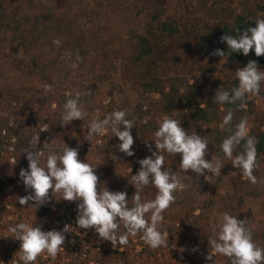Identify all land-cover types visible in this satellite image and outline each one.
<instances>
[{
    "label": "trees",
    "instance_id": "1",
    "mask_svg": "<svg viewBox=\"0 0 264 264\" xmlns=\"http://www.w3.org/2000/svg\"><path fill=\"white\" fill-rule=\"evenodd\" d=\"M9 1L17 5L9 6L7 0H0V51L7 46L12 55L10 60L0 59V199L7 198L8 204L17 208L19 217L15 225L29 222L27 209L32 204L30 201L28 205L21 206L17 202L18 197L12 194L20 179L16 163L28 169L25 152H43L45 158L43 162L40 158V162L41 166H45L48 154H62L63 149L46 147L43 126L48 125L56 132H65L71 127L70 123L61 125L62 119L58 113L50 119H43L41 114L35 112L25 121H20L24 120L23 113L35 101H52L50 91L45 90L41 81L47 76H54L82 87L84 94L79 98V106L89 121L94 118L91 113L96 110L103 115L119 110L112 102L104 103L108 93L94 81L89 60L92 53L98 52L120 60L124 75L138 82L142 89V102L126 111V118L135 121L131 133L138 138V149H132L134 155L124 161L126 167L132 170L131 175L138 172V161L151 155L144 148L147 139L158 127L157 121L150 117L152 113L181 121V127L189 134L195 131L208 141V151L214 157H219L224 171L236 178L223 197L221 213L227 212L244 220L245 227L252 232L253 242L264 248V229H260L264 216L254 217L251 212L244 211L246 197L261 194L260 171L256 168L253 172L258 181L256 184L242 180L241 171L225 161L226 157L220 149L223 139L229 135L228 130L221 129L220 125L227 110L232 109L233 130L242 118L247 121L253 118L249 135L258 141L257 156L264 154V109L261 107L264 105V82L261 83L259 95H246L243 101L235 104L213 102L219 88L231 92L233 87L238 86V68L246 67L249 61H256L258 66H262L264 56L257 57L254 50L248 56L233 52L220 65L221 57L212 55L216 49L226 54L229 52L226 42H221L223 35H242L245 29L256 27L255 19L264 18V0H239L244 9H250L255 14L250 21L245 11L239 12L234 7L238 0H179L185 8L181 18L167 17L166 0H93L94 11L90 10L85 0ZM24 3L34 12L33 15L25 12ZM235 29L238 31L235 32ZM54 40L60 41L59 47L53 43ZM20 50L26 61L19 57ZM65 53L70 55L65 56ZM184 53L203 58L206 64L184 63L180 60ZM77 54L81 58L79 61ZM73 63L78 67L72 68ZM205 68L212 74L210 87L192 83L198 72L206 76ZM216 72L221 76L218 77ZM104 78L111 81L114 88L121 90L109 71ZM147 94H157L159 98L150 99ZM55 100L60 109L67 99ZM83 121L76 120L77 138L69 146L78 151L88 136V126L84 127ZM203 124L207 126L203 128ZM36 135L40 136L37 147L31 144ZM106 137L110 145L120 143L110 129ZM243 143L237 147L236 153L243 150ZM164 156L165 169L184 174L180 168V155L164 153ZM80 160L96 168L98 191L106 187L111 192H126L131 206L134 186L128 184L122 189L119 184L107 180L109 176L118 178L120 164L97 161L92 155ZM186 173L193 176L200 195L206 192L216 194L223 180L220 174L205 173L209 176L206 180L191 170ZM150 186L144 187L142 196ZM17 191L22 197L32 194L31 189L26 191L24 184ZM175 196V203L163 213L164 221L159 225L161 231L166 230L169 234L168 247L151 249L139 234L130 236L126 246L113 247L110 241L99 238L94 229L78 228L76 217L79 203L64 204L56 194L52 196L50 190L49 202L36 208L39 221L34 227L39 226L45 232L61 231L67 224L72 229L70 233H65L63 250L55 260L43 253L34 264H197L191 257L180 260L179 245L186 241L194 249L202 244L205 250L212 251L208 239L214 238L215 226L209 215L197 214L194 207H186L192 198L190 190L177 192ZM10 213L5 205L0 204V222ZM146 218L150 219V215ZM215 229L218 233L219 228ZM21 255L20 241L13 236L0 235V264H23Z\"/></svg>",
    "mask_w": 264,
    "mask_h": 264
},
{
    "label": "clouds",
    "instance_id": "2",
    "mask_svg": "<svg viewBox=\"0 0 264 264\" xmlns=\"http://www.w3.org/2000/svg\"><path fill=\"white\" fill-rule=\"evenodd\" d=\"M256 27L247 28L242 35H228L221 37V42H226L229 52L216 49L212 55L219 56L223 60L233 52H241L248 56L254 50L257 57L264 56V18L255 19ZM235 32L238 29L234 30ZM58 47L59 40H54ZM70 55L65 53V56ZM77 61L81 58L77 54ZM77 68L78 64H71ZM239 81L237 87L231 92L219 88L216 90L213 102L217 104H235L243 101L246 95H259L261 83L264 82V71L259 70L256 61H249L246 67L236 70ZM51 85H44L46 91H51ZM90 94V93H85ZM72 97L64 104L62 115V126L74 120H84L86 113L79 106L81 93H65ZM108 103V101H105ZM243 107V103L240 105ZM55 107V105L53 106ZM233 110L228 109L223 117L221 129H227V135L220 149L223 155L230 159L234 168L239 169L242 178H246L252 184H256L257 178L253 174L254 169L259 167L257 162L256 144L257 139L249 135L248 121L242 118L238 124L232 126ZM127 113L123 110H115L104 119L99 118L98 112L88 123V136L86 140L91 142L93 136H104L110 129L113 136L118 137L119 151L128 157L134 152L132 147L134 139L131 129L135 121L126 118ZM123 128V130H121ZM48 126L42 129L47 131ZM152 140L156 151H152L148 145L151 155L139 160L140 168L135 175H131L129 183L134 186L135 193L131 197V206L126 192H111L106 187L99 188V177L91 164L82 162L78 158V150L64 144L62 154L55 152L48 154L45 166H41L40 157L43 152H25L28 160V169H21L19 177L26 191L31 189L32 194L17 199L21 206L32 202L31 208H38L49 202V191L52 196L60 195V199L68 202L82 201L77 205L76 225L80 229H94L99 238L110 241L113 247L126 246L129 237L138 234L140 238L151 249L168 247V232L161 231L159 225L164 221L163 213L175 203V193L183 192L187 185L179 178L178 174L171 169L164 168V153L180 154V168L184 172L191 170L197 176L205 173L213 175L221 174L223 165L219 157L211 162L206 160L208 152V141L196 132L189 134L181 127V121L165 115L160 122L158 130L154 133ZM40 136H33L31 144L37 147ZM243 143V150L236 153V149ZM234 153H236L234 155ZM131 171V169H130ZM152 185L157 190L155 198L142 199L144 187ZM150 215V219L146 216ZM125 231L121 232V227ZM72 227L65 224L63 230L42 231L39 226L33 224L19 223L10 227L8 231L13 238L20 241V259L23 264H34L37 258L47 253L53 260L63 250L65 244V233H70ZM214 238L208 239L212 247V254L206 259L212 261L214 254H221L231 259V264H264V248L257 246L252 239V232L245 227V221L240 220L227 212L222 214V222L219 232ZM214 264H216L214 260Z\"/></svg>",
    "mask_w": 264,
    "mask_h": 264
},
{
    "label": "rangeland",
    "instance_id": "3",
    "mask_svg": "<svg viewBox=\"0 0 264 264\" xmlns=\"http://www.w3.org/2000/svg\"><path fill=\"white\" fill-rule=\"evenodd\" d=\"M90 8L91 11L95 10V4L93 0H85ZM7 4L9 6H16V3H12L11 1L7 0ZM24 3L23 7L25 12L27 14L33 15L34 12H32L27 5ZM166 8H167V17H177L181 18L182 15L185 12L184 6L179 2V0H166ZM234 7L237 9V11L242 12L245 11L247 14L248 21L252 20L254 18V13L250 9H244V7L240 4L239 0L234 3ZM19 57L26 61V57L24 56V53L22 50L19 52ZM12 58V55L10 54L8 47H4L0 51V59L2 60H10ZM222 59V58H221ZM220 59V65H222L225 62V59L221 60ZM180 60L184 63L187 64H206V60L203 58H194L191 56V54L184 53L181 57ZM121 61L118 60L115 57L108 58L107 56H104L98 52L92 53V58L89 60V66L90 69L93 73V78L94 81L98 83L100 88L108 93L107 98L105 101H108V103H113L114 107L119 110H131L135 106L139 105L141 101V96H142V89L138 82L135 80H132L130 78H127L123 71L121 70ZM221 67V66H220ZM259 69H264V65L258 66ZM205 75L202 74V72H198L196 74V77L192 80V83H195L197 85H208L210 87V84L212 82V74L205 68ZM110 72L111 75L115 78L117 81L118 85L121 87V90H118L113 87V84L111 81L106 80L104 78V75L106 72ZM216 75L218 77L221 76V73L216 72ZM41 84L44 85H51V97L52 101L51 102H46L42 103L40 101H35V103L30 107L29 110H27L26 114L23 113L24 120L20 119V121H25V119L30 115L35 112L41 114L43 119H50L53 116L58 113L59 117L62 119V115L64 113V106L59 109L58 103L56 102L55 99L60 98V100H66L69 99L70 97L66 96L65 93H72L75 95V93L79 92L81 93L80 96H83L84 92L82 91V87L79 85L71 84L69 82H66L64 79L60 77H46L41 81ZM147 97L150 99H158L159 95L157 94H147ZM55 105V107H53ZM147 109V107H145ZM264 109V108H262ZM98 112L99 118L104 119L107 115H103L101 111L96 110L93 113V117L95 114ZM21 116V117H22ZM164 115L159 114V113H152V118H154L157 121L158 127L160 125V122L162 121ZM148 119V117H147ZM19 119H16L17 121ZM76 120L70 122L71 127L69 128L68 131H53L50 129L48 126L47 131H43L45 135V145L49 149H63L64 144L67 146L72 145L77 138V133H76ZM89 123L88 119H84L82 122L84 127H87ZM253 123V118H251L248 121V127L250 130V127ZM45 126V125H44ZM43 126V128H44ZM207 124H203V128H205ZM158 127L151 133V136L147 139L146 141V146L144 148V151L149 153V147L148 145H151L152 148L151 150L154 151L155 145L152 140L155 139L154 133L155 131L158 130ZM42 128V129H43ZM108 133V131H107ZM107 133L104 136H93L90 141H85L82 144V149L78 151V158L82 159L86 155H92L96 158L97 161H114L118 164H120L119 169H118V178L115 179L112 176H109L107 178L108 181H114L116 184H119L121 188L123 189L124 186L130 184L129 180L131 177V172L130 169L126 167L124 164L125 159L128 158L124 153L119 151L118 144L119 143H114L110 145L107 140ZM132 134V133H131ZM134 139V144L132 149L137 150L138 149V138L136 135H133ZM180 154H175V156H179ZM41 162H43L45 156H41ZM206 160L211 162L212 158L213 161H215L216 157H214L209 151L207 152L206 155ZM226 162L232 163L230 159L226 158ZM14 162V160H13ZM257 162L259 167H257L260 171V187H261V194L258 197H246L245 200V206H244V211L251 212L254 217L258 216H264V154L258 155L257 156ZM17 166L16 168L20 172V170L23 168V165L20 163H16ZM184 171V170H183ZM179 178L183 180V182L187 185L186 189L190 190L192 192V198L187 202L186 207H194L196 210V213H202V214H207L211 217L212 224L219 228L221 222H222V213H221V207L223 206V197L226 195V193L231 189L232 184L236 178L230 174L224 171V166L221 169V174L223 176L222 183L220 187L217 190L216 194H213L211 192H206L203 195L198 194L196 190V182L193 178L192 175L185 173H178ZM242 180H245L246 178L240 177ZM209 179V176H208ZM23 185V182L21 179L18 180L16 189L13 190L12 194L13 196H16L18 198L22 197L17 189ZM157 190L155 187L152 185L144 192L142 199L144 200H150L154 199L156 195ZM218 195L219 198L216 196ZM56 197L58 200H60L64 204H72V203H81L82 201H73V202H68L63 199H60V195L56 194ZM213 203V204H212ZM0 204L5 205L10 211V214H7L4 216L3 220L0 222V235H4L6 237H12V234L8 231L10 227L15 226L16 222L18 221V211L15 206H12L8 204V199L7 198H2L0 199ZM32 204L28 207L27 209V215L29 217V222L28 224H33L34 225L39 221V218L36 215V209L31 208ZM260 229H264V223L261 224ZM140 250V247H138ZM179 252V258L180 260H186L187 258H193L196 260L197 264H214V260L216 264H231V259L221 255V254H214V258L212 261L207 260L206 257L209 254H212V251L205 250L204 245L201 244L198 249H194L188 242H183L179 245L178 248ZM170 250V249H169ZM47 254V253H44Z\"/></svg>",
    "mask_w": 264,
    "mask_h": 264
},
{
    "label": "crops",
    "instance_id": "4",
    "mask_svg": "<svg viewBox=\"0 0 264 264\" xmlns=\"http://www.w3.org/2000/svg\"><path fill=\"white\" fill-rule=\"evenodd\" d=\"M261 107L264 108V105H262Z\"/></svg>",
    "mask_w": 264,
    "mask_h": 264
}]
</instances>
